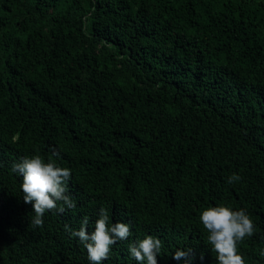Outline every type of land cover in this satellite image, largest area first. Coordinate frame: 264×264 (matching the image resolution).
Instances as JSON below:
<instances>
[{"label":"trees","instance_id":"obj_1","mask_svg":"<svg viewBox=\"0 0 264 264\" xmlns=\"http://www.w3.org/2000/svg\"><path fill=\"white\" fill-rule=\"evenodd\" d=\"M53 147L77 207L37 227L11 167ZM219 203L264 264V0H0V264H89L66 226L101 208L159 236V264H216L198 216ZM127 243L105 264H136Z\"/></svg>","mask_w":264,"mask_h":264},{"label":"clouds","instance_id":"obj_2","mask_svg":"<svg viewBox=\"0 0 264 264\" xmlns=\"http://www.w3.org/2000/svg\"><path fill=\"white\" fill-rule=\"evenodd\" d=\"M52 155L46 158L39 154L23 156L11 167V172L22 177L20 188L23 201L31 204L34 216L32 224L42 227L45 214L54 211L63 214L66 210L76 209L77 200L69 190L72 169L58 163L59 152L53 147ZM238 173H232L228 184L240 181ZM199 223L207 232L206 242L214 253L216 264H247L246 255L240 245L246 238L256 232V224L245 208L234 209L232 206L219 203L210 205L199 212ZM90 217L84 216L78 229L66 226L72 237L78 238L87 251L89 264H105L112 255L113 248L119 242L127 241V252L136 264H159L164 242L159 236L146 234L143 238L132 230L131 222L115 221L105 208L99 210L94 221V229L89 231ZM264 256V250H261ZM172 259L178 264H196L193 249L177 248ZM204 259L203 255L200 260Z\"/></svg>","mask_w":264,"mask_h":264}]
</instances>
